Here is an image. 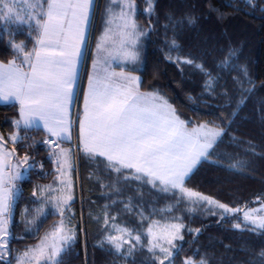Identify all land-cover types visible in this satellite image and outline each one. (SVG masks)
Returning a JSON list of instances; mask_svg holds the SVG:
<instances>
[{
  "label": "trees",
  "instance_id": "16d2710c",
  "mask_svg": "<svg viewBox=\"0 0 264 264\" xmlns=\"http://www.w3.org/2000/svg\"><path fill=\"white\" fill-rule=\"evenodd\" d=\"M134 2L136 19L148 30L144 66L136 72L141 90L159 91L190 127L208 122L226 129L209 159L186 178L185 186L230 207L254 209L264 200V0H254L255 6L248 0H154L151 15L146 11V0ZM169 15L175 19L193 17L196 22L174 27ZM20 36L33 38L35 33L21 31L15 38ZM173 40L178 48L172 47ZM13 55L0 33V61L7 63ZM178 56L203 65L204 71L194 65H178ZM226 58L227 63H223ZM208 73L212 90L205 87ZM241 97L244 103L237 108ZM18 115L17 104L0 105V136L5 147L14 149L13 159L28 155L31 165L26 176L18 180L19 192L13 201L9 264L37 244L60 219L44 209L46 216L27 224L39 215V189L54 181L57 171L49 147L43 143L48 139L45 132L16 126ZM14 133L20 138L15 143L10 139ZM77 159V168H72L74 200L66 211L76 235L63 255V264H159L157 257L163 254L159 249L149 252L144 233L154 220L185 226L181 230L184 239L174 241L177 248L171 264H184L188 258L196 264L202 259L207 264H264V234L251 231L249 225L244 228L242 213L226 214L221 219L203 210V205L192 207L196 205L178 189L162 191L160 186L131 178L132 170L118 174L99 161L91 164L79 152ZM238 161L237 168L229 167ZM236 223H241V229L233 227ZM112 225L128 228L132 237L140 235L141 242L129 237L130 245L116 252L102 241L104 234L115 231ZM195 229H200L199 233ZM132 245L131 253H126Z\"/></svg>",
  "mask_w": 264,
  "mask_h": 264
},
{
  "label": "snow or ice",
  "instance_id": "6c2138e0",
  "mask_svg": "<svg viewBox=\"0 0 264 264\" xmlns=\"http://www.w3.org/2000/svg\"><path fill=\"white\" fill-rule=\"evenodd\" d=\"M18 3L23 8L18 7ZM92 3L93 0H0V20L28 23L35 33L34 45L30 50H26L23 42H11L15 53L23 55L22 61L18 63V55H14L7 63L0 62V99L7 101L14 98L19 102L25 127L40 122L50 137H56L43 143L49 147V154L58 165L57 179L65 177L61 183L71 188V181L67 178V169L72 167L71 150L61 147V144L72 138L73 124L78 121L81 151L90 159L105 158L106 166L118 174L123 170H134L130 173L131 178L144 180L153 187L160 186L162 191L178 189L190 204L207 205L205 210L211 215H219L221 219L226 214L242 213L244 228L251 224V231L260 230L264 234V200L260 208L245 210L247 206L230 207L185 186L186 178L198 165L209 159L226 129L208 122L190 127L159 91H141L140 77L123 70H109L114 53L132 62L138 59L135 46L146 33L139 29L135 20L134 0H109L105 9L104 30L96 42L97 57L93 60V72L88 75L87 89L83 93V110L73 120L71 108L77 94V65L85 54ZM146 3L151 15L154 12V0H146ZM248 3L255 6L254 0H248ZM168 19L174 27L196 22L193 17L175 19L169 15ZM172 47L178 48L175 40L172 41ZM168 59L173 58L169 56ZM175 62L178 65H194L204 71L203 65L194 64L192 59L178 56ZM223 63H227V58ZM208 76L205 87L212 90L211 74L208 73ZM243 103L244 98L241 97L237 108ZM232 115L235 116L236 112ZM20 122L18 120L15 123L19 126ZM10 139L15 143L20 138L13 135ZM5 143L0 136V149H4ZM12 151H0V260L8 254L16 188L14 182L22 177L20 171L5 172L6 168L12 169L8 161ZM29 159L25 155L24 163L28 164ZM239 164L238 161L229 167L237 168ZM124 178L128 179L129 175ZM45 188L49 193L56 191L51 185ZM71 200L70 192L67 195L49 196L48 202L56 208L60 219L37 244L23 252L17 264H63V255L76 235L75 228L69 226L70 220L62 210V206H68ZM217 209L222 211L217 212ZM36 211L39 215L27 221V224H35L44 215L43 208ZM111 219L115 220V217ZM104 223L106 226L109 223L107 214ZM155 225L158 222L154 221L147 228V235L151 237L148 250L153 252L159 249L163 254L162 258L157 257L159 264H165V261L171 264L173 250L177 248L174 241L184 239L181 230L185 226L183 223L165 224L158 233L153 230ZM233 227L241 229L242 225L236 223ZM112 228L121 235L109 233L105 239L116 252L129 243L125 235L136 243L141 242V236L132 237L131 230L126 227L112 225ZM195 231L199 233L200 229ZM134 247L132 245L128 249L129 253ZM261 256H264V252ZM184 264L196 262L188 258ZM199 264H207V261L202 259Z\"/></svg>",
  "mask_w": 264,
  "mask_h": 264
},
{
  "label": "rangeland",
  "instance_id": "374dc122",
  "mask_svg": "<svg viewBox=\"0 0 264 264\" xmlns=\"http://www.w3.org/2000/svg\"><path fill=\"white\" fill-rule=\"evenodd\" d=\"M108 4H109V0H96V3L94 4V7L92 8V10H93V12L91 13V18H90V22H89V31H88V37H87V43H86V47L84 48V52H85V54L83 55L84 56V63H83V65H82V70H81V72H80V81L82 80V78H84V76H85V70H87L86 69V65H87V63L89 62V60H90V54H91V52L93 51V48H94V46L96 45V42H97V39H98V37L101 35V33L103 32V30H104V20H105V9H106V7L108 6ZM18 7H20V8H23V5H19V3H18ZM114 7H116L115 5H114ZM147 9H148V7H147ZM147 9H146V11H147ZM116 10L117 11H119V8L118 7H116ZM148 12V11H147ZM21 14L23 15V12H21ZM137 16V8H136V13H135V20H136V22H137V24H138V26H139V29L141 30V31H143L144 33H146L145 35H143V36H141L140 38H139V40H138V42H137V44H136V46H135V50L137 51V53H138V59L135 61V62H132V61H130V60H125L123 57H121V56H118V55H116L115 53L113 54L114 55V57H117V59L116 60H114L117 64L115 65V66H117L118 67V71H121V70H125L126 69V72H130L132 75H135V76H138V74L136 73V72H138V71H140V69H142L143 68V60H144V57H145V51H146V49H147V39H148V30H147V28H143L142 27V25H141V22L139 21V20H137L136 17ZM95 26H96V31H95V33H96V37H95V43L93 44L92 42H93V32H94V28H95ZM30 27V25L28 24V23H23V24H21V23H16V22H5V21H2V20H0V33L1 34H3L4 35V37L7 39V41H8V46L10 47V49L12 48L11 47V42H15V43H21V42H23L24 43V45L26 46V44H28V41L31 39L32 41L31 42H33V44L31 43V45H29V47L27 48L26 47V50H30L32 47H33V45H34V39L33 38H35V37H33V38H24V37H22V36H20L19 38H15V36L17 35V34H19V33H21V31H25V33L26 34H30V32L32 31V28H29ZM29 28V29H28ZM27 36H29V35H27ZM23 38V39H22ZM97 38V39H96ZM29 39V40H28ZM31 47V48H30ZM96 49V48H95ZM12 52L14 53V55H19V54H17V53H15V51H14V49L12 48ZM14 55H13V57H14ZM21 55V54H20ZM12 57V58H13ZM11 58V59H12ZM18 59H19V56H18ZM17 61H19V60H17ZM92 64L93 63H91V66H92ZM90 66V67H91ZM123 70V71H124ZM89 74H90V71H89ZM140 77V76H139ZM88 78V77H87ZM80 81H79V84H80ZM82 82V81H81ZM81 85H82V83H81ZM80 88H81V86H80ZM79 89V85H78V88H77V90ZM80 90V89H79ZM79 90H78V94H77V96L79 95ZM142 91V90H141ZM80 92H82V90H80ZM80 97V96H79ZM79 97H78V99H76L74 102H75V104H74V108H73V116H72V118H73V120H76V117L78 116V112H76L77 111V108L79 107ZM78 102V103H77ZM76 103H77V105H76ZM76 105V106H75ZM77 124V121H76V123H74L73 124V126L75 127V126H77L76 125ZM76 128V127H75ZM13 135H16L17 136V134L16 133H14ZM12 135V136H13ZM49 139V138H48ZM70 150H71V161H70V163H71V165H72V167L70 168V169H67V178H69L70 179V181H71V188L69 189L68 187H66L64 184H62L61 183V180H63V179H65V177H60V179H57V176H58V172L56 173V178H55V180L54 181H52V182H50V184H47V185H51L52 186V188L53 189H55L56 191H53V192H51V193H49L48 191H47V189L45 188V186L44 187H42V188H45V190L42 192L41 191V189L42 188H40L39 189V196H38V198H41L42 200H40L41 201V203H40V208H43V209H48L47 211H52V213H54V214H58L59 215V213L57 212V210H56V208H54L53 207V204L51 203V202H48V200H49V196H52V197H55V196H58V195H61V194H63V195H67L69 192L71 193V195H72V200L69 202V205H70V203L74 200L73 198V181H72V173H73V170H72V168H77V161H78V159H77V153H78V148H77V146H76V143H75V141L72 143V145L70 146V147H68ZM4 150H8V151H11V150H9L8 148H6L5 147V145H4V149H0V151H4ZM56 151H59V149H56ZM13 156L11 155L10 157H8V161L11 163V165H12V169L11 170H9V169H5V172L6 173H9V172H16V171H20L21 173H22V177H21V179H19V180H22L25 176H26V173H27V169L28 168H30L29 167V163L28 164H25L24 163V160L22 159V158H18V157H15L14 159L12 158ZM52 160L54 161V164H55V169H56V171H57V167H58V165H57V163H56V161H55V158L54 157H52ZM18 166V167H17ZM76 170V169H75ZM15 185H16V188L14 189V191H15V198L14 199H17V196H18V192H19V184H18V180H16L15 182ZM186 199V198H185ZM69 205L68 206H62V210L64 211V213H65V217L67 218V216H66V211H67V209L69 208ZM260 206H261V204H258V205H256V207H254V209H258V208H260ZM192 207H196V209H199L201 206H199V205H196V206H192ZM192 207H190V209L192 210ZM208 206L207 205H203V210H205L206 208H207ZM189 209V210H190ZM248 210V209H247ZM47 211H44V215L43 216H46L48 213H45V212H47ZM217 212H220V211H222V210H219V209H217L216 210ZM51 213V214H52ZM260 213H257V215H259ZM60 216V215H59ZM242 218H243V215H242ZM59 221V220H58ZM155 222H158V221H156V220H154ZM154 221H152L150 224L152 225L153 224V222ZM57 223V222H56ZM166 224H171V223H166ZM163 225H165L164 223H158V225H155L154 227H153V230H154V232H161L162 230H163V228H162V226ZM249 226L250 227H253L251 224H249ZM48 232V231H47ZM46 233V232H45ZM44 233V234H45ZM144 233L147 235V229L144 231ZM44 234L41 236V237H43L44 236ZM108 234L106 233V234H104V236L102 237V241H103V243L104 244H106V245H109V246H112V245H110L107 241H106V239H105V237L107 236ZM112 235H121L120 233H116V231H113V233H112ZM148 236V235H147ZM124 238L126 239V240H128L129 241V237L127 236V235H125L124 236ZM148 239L150 240L151 239V237L150 236H148ZM148 243H147V245L149 246V241H147ZM124 245H130L129 243H125ZM130 247V246H129ZM113 248V247H112ZM122 249H126V248H124V246H123V248ZM128 249L129 248H127V250H126V253H128ZM8 255V254H7ZM7 255L5 256V258L3 259V260H0V264H9V262H8V259L6 258L7 257ZM22 255H23V253H21V254H19V256H17L16 257V261H15V263L14 264H17V259L19 258V257H22Z\"/></svg>",
  "mask_w": 264,
  "mask_h": 264
},
{
  "label": "crops",
  "instance_id": "0c3cea01",
  "mask_svg": "<svg viewBox=\"0 0 264 264\" xmlns=\"http://www.w3.org/2000/svg\"><path fill=\"white\" fill-rule=\"evenodd\" d=\"M96 3V0H93V3H92V7H91V13L93 12V10H92V8L94 7V4ZM91 13H90V15H91ZM29 28H31V26L29 27ZM28 28V29H29ZM88 31H89V25H88V29H87V37H88ZM97 35H96V33L94 32V38H93V44L95 43V37H96ZM97 39V38H96ZM85 47H86V45H85ZM84 47V48H85ZM96 45L94 46V48H93V51L91 52V54H90V60H89V62L87 63V65H86V69L87 70H85V76H84V78H82V82L80 81V72H81V70H82V65H83V63H84V56L82 55L81 56V58H80V61H79V64L77 65V83H76V86H75V90H76V93L78 94V90L80 89V90H82V92H80V90H79V95L77 96V94H76V96L74 97V101L76 100V99H78V97H79V104H80V106H79V113L81 114L82 113V110H83V93H84V91L87 89V83H88V75H89V71H90V73H92L93 72V67L91 66V63H93V60L94 59H96V57H97V51H96ZM19 56V61H17L18 63L20 62V61H22L23 60V55L21 54H19L18 55ZM117 59V57H114V58H112L111 60H110V71H116V72H120V71H118V67L117 66H115L117 63L114 61V60H116ZM1 62V61H0ZM91 66V67H90ZM25 69H27V65H25ZM124 70V69H123ZM122 71V70H121ZM125 72H126V69L124 70ZM139 77V76H138ZM79 81H80V84H79ZM81 83H82V85H81ZM78 85H79V89L77 90V88H78ZM80 86H81V88H80ZM73 101V105H72V108H71V116H73V108H74V104H75V102ZM78 103V102H77ZM77 103H76V105H77ZM1 104H17L18 105V107H19V118H18V120L19 121H21L20 122V127H25V125H24V123H23V120H21V115H20V105H19V102L18 101H16L14 98H10L9 100H7V101H5V100H3V99H0V105ZM75 105V106H76ZM17 120V121H18ZM16 124V123H15ZM77 126H73L72 127V131H71V139L70 140H65V141H63V143L61 144V147H63V148H66V149H69L68 147H70L71 145H72V143L75 141V143H76V146H77V148H78V152L82 155V156H84V158H86V159H90L89 157H87L85 154H84V152L83 151H81V146H80V144H79V124H78V121H77V124H76ZM17 126V125H16ZM41 128L44 132H45V134H46V136L49 138V139H52V140H55L56 139V137H50L49 136V134L44 130V128H43V125H42V123H40V122H37L36 124H34L32 127H29V128ZM99 159V160H98ZM90 161H91V164H93V165H95V163H101V164H104V165H107V161L105 160V158H103V157H96L94 160L93 159H90ZM99 161V162H98ZM134 170H132V172H133Z\"/></svg>",
  "mask_w": 264,
  "mask_h": 264
},
{
  "label": "water",
  "instance_id": "95a60500",
  "mask_svg": "<svg viewBox=\"0 0 264 264\" xmlns=\"http://www.w3.org/2000/svg\"><path fill=\"white\" fill-rule=\"evenodd\" d=\"M9 256H7L6 258H8Z\"/></svg>",
  "mask_w": 264,
  "mask_h": 264
}]
</instances>
